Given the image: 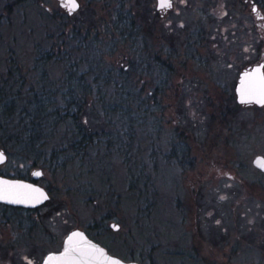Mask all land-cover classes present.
I'll use <instances>...</instances> for the list:
<instances>
[{"label": "rangeland", "instance_id": "rangeland-1", "mask_svg": "<svg viewBox=\"0 0 264 264\" xmlns=\"http://www.w3.org/2000/svg\"><path fill=\"white\" fill-rule=\"evenodd\" d=\"M79 1L69 13L61 0H0V71L13 55L23 89L54 104L74 89L88 128L114 127L117 142L80 157L67 119L43 147L6 149L0 168L41 170L52 198L0 229L45 255L96 221L93 238L141 264H264V105L236 93L240 72L264 60V0ZM183 145L181 165L171 149Z\"/></svg>", "mask_w": 264, "mask_h": 264}, {"label": "trees", "instance_id": "trees-1", "mask_svg": "<svg viewBox=\"0 0 264 264\" xmlns=\"http://www.w3.org/2000/svg\"><path fill=\"white\" fill-rule=\"evenodd\" d=\"M53 41V43L51 42L52 48H50L53 52L47 53L54 54L57 50L63 52L58 46V42ZM60 55L63 56L61 53ZM163 64L168 67L171 66L168 60H164ZM25 73L11 54L8 56L6 67L0 71V130L3 134V137H0L1 146L5 149H11L25 143L29 150L43 147L46 140L55 136L58 125L67 119L74 121L75 129V136L69 142L67 150L75 151V154H80V157H85L88 148L98 146L100 143H104L108 147L116 144L117 140L112 132L114 127H105V129L110 130L101 129L100 131L88 128L83 109L85 105L83 96L76 94L74 89H69L68 92L72 95L63 104H54V101L49 102L48 99L43 98L46 94L43 89L41 91L44 93L41 96L33 87H29L27 90L23 89L25 78H27ZM226 109L231 108L226 106ZM184 135L186 134L184 133ZM62 151L65 152L66 150ZM171 153L181 165L185 164L188 157L186 155L189 154L184 145L180 149H171ZM189 160L192 162L193 159L190 158ZM244 162H240V164L245 166L246 163ZM106 217L109 218V216ZM94 222L92 227L89 226L91 229H86L91 236H93L91 230L97 229V224L101 228L98 222ZM100 222L102 226L104 225L102 229H108L103 220Z\"/></svg>", "mask_w": 264, "mask_h": 264}, {"label": "water", "instance_id": "water-1", "mask_svg": "<svg viewBox=\"0 0 264 264\" xmlns=\"http://www.w3.org/2000/svg\"><path fill=\"white\" fill-rule=\"evenodd\" d=\"M171 6L173 0H170ZM79 7L81 3L77 0ZM158 8L167 9L169 7ZM257 4L254 10H257ZM72 11L69 13H74ZM263 17V15H260ZM264 25V22H263ZM237 100L241 104H257L263 106L264 102V60L252 66H248L240 72L236 86ZM0 154H3L0 164L8 159V154L0 148ZM264 163V155L258 154L254 159V164L264 171L260 163ZM41 170L34 172L35 177H39ZM0 194L5 198H0V202L12 205H21L27 207H36L49 199L48 190L39 183L24 178L8 177L0 175ZM118 228V225L115 226ZM42 264H141L135 259H124L111 253L106 246L90 236L82 228H74L68 232L64 238L61 249L49 252Z\"/></svg>", "mask_w": 264, "mask_h": 264}, {"label": "flooded vegetation", "instance_id": "flooded-vegetation-1", "mask_svg": "<svg viewBox=\"0 0 264 264\" xmlns=\"http://www.w3.org/2000/svg\"><path fill=\"white\" fill-rule=\"evenodd\" d=\"M0 148L3 149L8 154V158H9V152L1 145H0ZM0 167H1V164H0ZM0 175H5L8 177H15V178H24V179H28L30 181L39 183L40 185L44 186L42 183L39 182V177L34 176V172H33L32 176L16 175L14 173H7L2 168H0ZM44 187L48 190V188L46 186H44ZM48 192L50 194L49 190H48ZM49 199H50V197H49ZM49 199H47L44 203H42L36 207L12 205L9 203L0 202V224L4 226L3 223H7L12 218H14V220H16L17 214L20 215L21 211L23 209L32 211V210L38 209L40 206H44L46 204V202L49 201ZM15 211H19V212L15 213ZM17 220H18L17 225L19 226V229L16 230V232L20 231L19 233L26 239L28 237L26 224H25V222L22 221V218H18ZM7 224H9V222ZM4 233L6 234L4 239H5V242H7V244L2 243L0 241V264H42L45 256L49 252L61 249V248H59V249H55V250L54 249L50 250L44 255L43 253H40L38 245L36 246V245L27 244V241H25V243L21 244V245L12 244L14 239L8 238L7 231L0 229V237ZM23 233H25V234H23Z\"/></svg>", "mask_w": 264, "mask_h": 264}, {"label": "snow or ice", "instance_id": "snow-or-ice-1", "mask_svg": "<svg viewBox=\"0 0 264 264\" xmlns=\"http://www.w3.org/2000/svg\"><path fill=\"white\" fill-rule=\"evenodd\" d=\"M61 3L70 12L75 11L79 7L77 0H61ZM170 6H171L170 0H160V7L161 8L170 7ZM261 102H264V101H261ZM2 158H3V154H0V160H2ZM258 163H260L261 166L264 167V163H261L259 161H258ZM0 198H5V196L3 194H0Z\"/></svg>", "mask_w": 264, "mask_h": 264}]
</instances>
